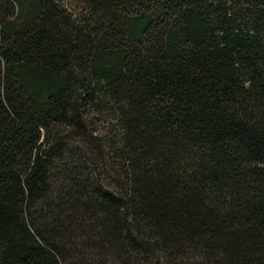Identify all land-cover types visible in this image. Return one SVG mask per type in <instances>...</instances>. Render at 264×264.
Segmentation results:
<instances>
[{
	"label": "trees",
	"instance_id": "obj_1",
	"mask_svg": "<svg viewBox=\"0 0 264 264\" xmlns=\"http://www.w3.org/2000/svg\"><path fill=\"white\" fill-rule=\"evenodd\" d=\"M0 264H264V0H0Z\"/></svg>",
	"mask_w": 264,
	"mask_h": 264
},
{
	"label": "rangeland",
	"instance_id": "obj_2",
	"mask_svg": "<svg viewBox=\"0 0 264 264\" xmlns=\"http://www.w3.org/2000/svg\"><path fill=\"white\" fill-rule=\"evenodd\" d=\"M99 127H102V125H99ZM106 127H107V125H106Z\"/></svg>",
	"mask_w": 264,
	"mask_h": 264
}]
</instances>
